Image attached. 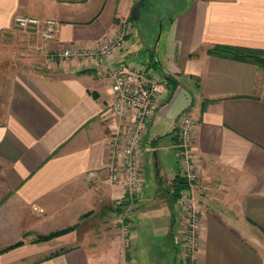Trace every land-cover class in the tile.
Returning <instances> with one entry per match:
<instances>
[{"label":"crops","instance_id":"obj_1","mask_svg":"<svg viewBox=\"0 0 264 264\" xmlns=\"http://www.w3.org/2000/svg\"><path fill=\"white\" fill-rule=\"evenodd\" d=\"M135 4L0 0V66L17 43L19 51L28 47L16 16L60 24L45 50L32 38L38 66L8 78L0 69V264H185L176 243L185 217L172 199L183 113L195 121L204 222L195 264H264V69L210 53L217 45L264 50V0H184L153 48L135 36L117 59L154 63L164 86L128 219L132 252L113 239L126 190L106 182L111 81L99 60L51 61L48 53L97 49L116 37ZM91 170L102 172L89 180Z\"/></svg>","mask_w":264,"mask_h":264},{"label":"built area","instance_id":"obj_2","mask_svg":"<svg viewBox=\"0 0 264 264\" xmlns=\"http://www.w3.org/2000/svg\"><path fill=\"white\" fill-rule=\"evenodd\" d=\"M15 26L41 39L43 45L40 48L45 50L48 44L56 39L60 24L53 19L19 15L15 18ZM134 38L133 24L130 19H125L116 37L105 41L95 50L65 48L48 53L51 61L72 58L99 60L104 72H110L113 101L110 155L105 167L106 182L121 185L126 190L128 206L121 217V231L126 248L133 246L128 219L145 179L144 156L147 149L145 140L149 124L157 116L164 86V80L152 62L139 65L134 62L117 61L128 51ZM176 140L180 175L187 183L178 199L185 222L176 243L180 247L185 264H195L204 222L197 200L199 170L194 154L195 121L188 113H183L179 118ZM101 172L91 170L87 172L86 177L94 180Z\"/></svg>","mask_w":264,"mask_h":264},{"label":"rangeland","instance_id":"obj_3","mask_svg":"<svg viewBox=\"0 0 264 264\" xmlns=\"http://www.w3.org/2000/svg\"><path fill=\"white\" fill-rule=\"evenodd\" d=\"M138 1L140 0H135V3H137ZM183 4H184V0H145V4L140 11V16L138 20L132 21L130 19L133 24L135 36L140 37L141 35L140 37L141 41H146V42L148 41L151 47L153 48V46L156 44L157 40L159 39L161 35L163 27H165V25L168 24L169 20L173 18V16L176 14L177 11H179V9L182 7ZM16 30H17V33L20 36H22V38L26 37L28 39V47H26V49H24L23 47L21 51H19L16 48L18 45L17 43L15 48L14 47L12 48L13 50H11V53L8 59H6L0 66L1 67L0 69L2 70V76L4 78H8L9 76L13 77L14 75H16V73L19 70L23 69L25 66H29L30 68H32V66H38L37 63L39 62V60L42 59L40 53L37 52V50L34 51L32 47H30V44L33 43L32 38L33 37L36 38L35 35L25 32L23 30H20L18 28H16ZM142 64H145V63H142ZM105 74H106V79H108V81L109 82L111 81L112 83L110 72L108 71ZM111 105H112V102L110 103V106H109V110H108L109 114L111 113ZM149 160H150L151 171L154 172V165L152 161L153 154L149 155ZM148 167L149 165H147V168ZM125 199H126V196L124 200ZM132 209L133 207L131 208L130 213ZM120 224H121V221H120ZM120 233H122V231H119L117 227L113 235V239L118 242L119 247H121V250L123 253L132 252L133 246L131 248H126L124 241H123V235Z\"/></svg>","mask_w":264,"mask_h":264},{"label":"trees","instance_id":"obj_4","mask_svg":"<svg viewBox=\"0 0 264 264\" xmlns=\"http://www.w3.org/2000/svg\"><path fill=\"white\" fill-rule=\"evenodd\" d=\"M210 53L213 55L220 56V57L235 59V60L242 61L245 63L254 64L264 69V50L217 45L210 49ZM153 66H155L154 63H153ZM168 80L170 81L172 85L174 84L170 78ZM174 87L175 86H172V89ZM186 186H187L186 180L179 174L176 177L175 182H174V192L172 194L173 201H176L179 199L182 191L186 188ZM125 200L120 204V208H119L120 213L122 215L128 206V202L127 200L126 201ZM76 227L77 226L72 227L71 230H74ZM69 230L70 229H67L61 232L52 233L48 236L40 237L38 241L50 240L53 237H56L58 235H61L62 233L68 232Z\"/></svg>","mask_w":264,"mask_h":264},{"label":"water","instance_id":"obj_5","mask_svg":"<svg viewBox=\"0 0 264 264\" xmlns=\"http://www.w3.org/2000/svg\"><path fill=\"white\" fill-rule=\"evenodd\" d=\"M144 4H145V0H140L133 6V9L130 14V19L132 21L138 20L140 16L141 8L144 6Z\"/></svg>","mask_w":264,"mask_h":264}]
</instances>
